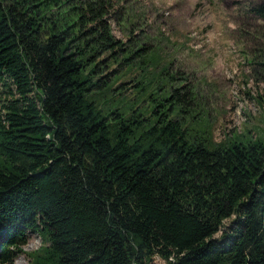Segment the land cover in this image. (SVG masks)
<instances>
[{
	"label": "trees",
	"instance_id": "16d2710c",
	"mask_svg": "<svg viewBox=\"0 0 264 264\" xmlns=\"http://www.w3.org/2000/svg\"><path fill=\"white\" fill-rule=\"evenodd\" d=\"M114 18L120 0H0V264L27 234L28 264H264V130L215 142L172 116L187 87Z\"/></svg>",
	"mask_w": 264,
	"mask_h": 264
},
{
	"label": "rangeland",
	"instance_id": "374dc122",
	"mask_svg": "<svg viewBox=\"0 0 264 264\" xmlns=\"http://www.w3.org/2000/svg\"><path fill=\"white\" fill-rule=\"evenodd\" d=\"M262 1L120 0L112 33L156 47L172 62V86L188 92V103L174 107L172 116L206 115L215 142L247 130L255 137L264 130V21L250 9ZM41 244L39 235L27 234L11 264H28ZM154 264L163 263L156 258Z\"/></svg>",
	"mask_w": 264,
	"mask_h": 264
}]
</instances>
